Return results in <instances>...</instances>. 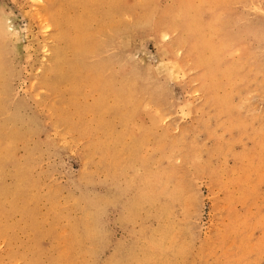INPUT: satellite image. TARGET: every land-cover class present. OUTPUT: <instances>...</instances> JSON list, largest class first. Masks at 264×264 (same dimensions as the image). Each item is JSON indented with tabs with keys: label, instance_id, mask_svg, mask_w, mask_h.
<instances>
[{
	"label": "rangeland",
	"instance_id": "1",
	"mask_svg": "<svg viewBox=\"0 0 264 264\" xmlns=\"http://www.w3.org/2000/svg\"><path fill=\"white\" fill-rule=\"evenodd\" d=\"M0 264H264V0H0Z\"/></svg>",
	"mask_w": 264,
	"mask_h": 264
},
{
	"label": "bare ground",
	"instance_id": "2",
	"mask_svg": "<svg viewBox=\"0 0 264 264\" xmlns=\"http://www.w3.org/2000/svg\"><path fill=\"white\" fill-rule=\"evenodd\" d=\"M57 63H58V57L56 58V60H54V62H53V65H54V67L52 68V69H54V68H56V66H57ZM105 91V90H104ZM109 91V90H108ZM123 91H126V90H124L123 89ZM102 93H104L103 91H102ZM127 97V96H126ZM103 103V102H102ZM101 105V104H100ZM100 105H99V107H100ZM103 105V104H102ZM101 105V106H102ZM103 108V107H102ZM92 109V108H91ZM106 112V111H105Z\"/></svg>",
	"mask_w": 264,
	"mask_h": 264
}]
</instances>
